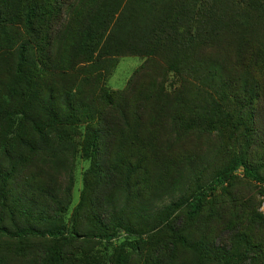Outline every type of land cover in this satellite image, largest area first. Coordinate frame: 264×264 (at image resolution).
I'll list each match as a JSON object with an SVG mask.
<instances>
[{"label": "rangeland", "instance_id": "1", "mask_svg": "<svg viewBox=\"0 0 264 264\" xmlns=\"http://www.w3.org/2000/svg\"><path fill=\"white\" fill-rule=\"evenodd\" d=\"M66 1L58 3L67 9ZM41 24L33 21L35 29ZM42 41L22 17L1 21L0 0V224H59L75 235L0 236V264H114L118 252L126 264H244L237 254L245 264H264L263 182L246 178L240 168L195 218L188 219L185 208L188 195L239 154L264 175V74L250 103L251 131L234 133L201 120L186 128L174 117L188 119L196 82L176 77L165 61L121 55L108 75L86 77L82 64L68 70L71 52L50 51ZM45 65L63 68L49 74ZM73 84L80 91L67 95ZM45 99L67 117L64 107L81 100L99 112L94 158L85 156V123L65 125L67 136L36 134ZM15 188L34 204L15 200Z\"/></svg>", "mask_w": 264, "mask_h": 264}, {"label": "trees", "instance_id": "2", "mask_svg": "<svg viewBox=\"0 0 264 264\" xmlns=\"http://www.w3.org/2000/svg\"><path fill=\"white\" fill-rule=\"evenodd\" d=\"M66 6L64 9L58 0H1V21L22 17L26 30L37 41L43 38L40 46L71 52L68 70H78L82 64L79 69L86 77L108 75L121 55L161 59L176 77L196 82L191 90L194 98L187 103L188 119L185 114L174 117L179 123L190 128L189 123L201 120L199 123L234 133L251 131L250 103L257 95L258 78L264 74V0H67ZM34 20L42 22L39 29L34 28ZM44 67L49 74L63 68ZM221 76L226 81H220ZM83 82L82 78L80 83ZM230 89L241 92V97L234 98ZM71 91L76 95L80 85L68 87L66 94ZM100 93L111 102L112 95L106 88H101ZM50 103V99L42 100L41 109L46 115L34 126L36 134L43 136L51 130L67 136L65 125L85 123V156L94 158L98 152L94 122L99 112L93 111L89 100H81L77 107H64L69 110L67 117L60 107L56 109ZM244 160V154L235 156L227 167L188 195V219L195 218L205 201L219 186L229 184L240 168L246 178L264 183V175ZM24 194L22 188H15L13 198L34 204ZM73 235L75 232L59 224L40 228L28 223L14 229L0 224V236L12 239H70ZM53 255L55 261L62 256ZM238 257L239 263H246L242 256L237 254ZM114 264H126L125 254L118 252Z\"/></svg>", "mask_w": 264, "mask_h": 264}]
</instances>
